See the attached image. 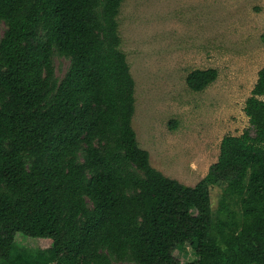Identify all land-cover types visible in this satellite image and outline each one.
<instances>
[{"label":"trees","instance_id":"16d2710c","mask_svg":"<svg viewBox=\"0 0 264 264\" xmlns=\"http://www.w3.org/2000/svg\"><path fill=\"white\" fill-rule=\"evenodd\" d=\"M123 1L0 0V264H264V67L245 100L249 127L222 137L195 185L170 178L131 124ZM55 54L69 59L61 79ZM216 78L194 69L186 83ZM17 233L50 246L18 250ZM185 245L195 258L182 262L173 251Z\"/></svg>","mask_w":264,"mask_h":264},{"label":"rangeland","instance_id":"374dc122","mask_svg":"<svg viewBox=\"0 0 264 264\" xmlns=\"http://www.w3.org/2000/svg\"><path fill=\"white\" fill-rule=\"evenodd\" d=\"M116 18L135 82L131 124L138 144L155 169L193 186L217 160L222 137L249 127L245 100L264 67V0H124ZM5 27L1 22L0 38ZM53 66L61 79L69 59L55 54ZM207 68L217 70L216 80L190 90L188 73ZM219 196L220 188H211L213 210ZM15 240L18 250L50 246L18 233ZM20 253H13L17 262ZM173 255L195 258L188 245Z\"/></svg>","mask_w":264,"mask_h":264}]
</instances>
